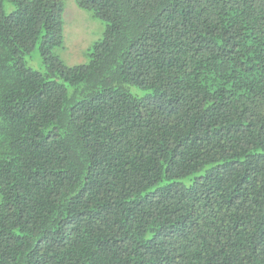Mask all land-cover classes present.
Returning a JSON list of instances; mask_svg holds the SVG:
<instances>
[{"label":"trees","instance_id":"obj_1","mask_svg":"<svg viewBox=\"0 0 264 264\" xmlns=\"http://www.w3.org/2000/svg\"><path fill=\"white\" fill-rule=\"evenodd\" d=\"M76 4L0 0V264H264V0Z\"/></svg>","mask_w":264,"mask_h":264},{"label":"rangeland","instance_id":"obj_2","mask_svg":"<svg viewBox=\"0 0 264 264\" xmlns=\"http://www.w3.org/2000/svg\"><path fill=\"white\" fill-rule=\"evenodd\" d=\"M63 1V42L61 46L53 50V53L66 66L87 64L90 61L91 45L103 36L104 23L94 18L90 11L79 8L76 0ZM11 9V4L5 2L4 11L9 12ZM26 61L28 67L42 69L39 42L36 43Z\"/></svg>","mask_w":264,"mask_h":264}]
</instances>
